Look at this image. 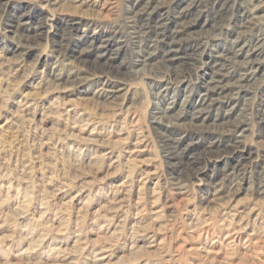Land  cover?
Listing matches in <instances>:
<instances>
[{"label":"rangeland","instance_id":"1","mask_svg":"<svg viewBox=\"0 0 264 264\" xmlns=\"http://www.w3.org/2000/svg\"><path fill=\"white\" fill-rule=\"evenodd\" d=\"M214 1L167 69L136 63L127 0H0V264H264V80L194 112L206 53L264 17Z\"/></svg>","mask_w":264,"mask_h":264},{"label":"bare ground","instance_id":"2","mask_svg":"<svg viewBox=\"0 0 264 264\" xmlns=\"http://www.w3.org/2000/svg\"><path fill=\"white\" fill-rule=\"evenodd\" d=\"M127 1L130 4L131 11L129 20L131 23L133 22L132 26L134 30L136 28V24H139L138 28L134 32L138 36L141 35V39L143 35L146 37L145 46H141V48L135 51L137 55L136 63L143 64L144 66H147L157 58H161V60H157V63L158 61L159 63L161 61L162 65L164 67H167V69L170 68L167 64L169 62L180 61V63H183L184 61H187L184 59H190V56H188L189 53L186 55L185 51L187 46H190L192 44L189 42H191L195 38L193 36V33L198 31V27H200L201 30L206 29L208 25L212 22L208 10L204 9L201 5V1L203 0H189L188 3L182 5H179L181 0ZM214 2L216 4L220 3V6L222 8L221 10H224L225 5H227V3L223 2L222 0H215ZM250 2V6H242L243 10H241V18L247 20L248 23H251L254 20H262L264 17V0H250ZM177 6L178 8L176 9L175 7ZM200 7L201 10H199ZM175 9L176 11L173 15L172 13ZM245 26L247 27L246 24ZM206 30L208 31V29ZM202 32L203 31H200V33ZM246 37L244 34L240 33L236 34V36L231 41L229 39L231 43H229L230 48L228 52L225 48H214L213 53H206V55L208 56V59L206 61V69L208 68V71L211 72V76L209 79L206 80L204 84V89L201 91L199 98L196 102V110L194 111L195 118H202L203 120H206L211 116L210 113L213 109H220L222 105L225 106L228 102L231 101L232 98H238L242 95L245 96L244 92L248 89H246L245 86L249 87L248 84H250L252 81L257 80V83L258 79H261L262 81L264 80V45L261 44L263 43L264 38L259 35L256 40L257 43L256 41L255 43H253L252 40L249 41ZM207 39L205 40L207 41ZM224 57H233V59L237 62L239 66V70L237 73L232 74L231 72L227 71L225 73H222L223 69L220 67V65ZM255 85L256 84L254 82V86ZM238 105L239 104H233L230 109L226 112V115H228L230 111L235 112V109ZM156 120L158 123L163 124L167 128H173L175 125H177V122L171 120L170 117L166 114H163L160 117L157 116ZM261 121L263 125L264 117H262ZM244 124L245 123L242 122L236 123L235 126L233 125L234 130H232V132H234L235 130L241 131L239 135L245 133L247 128ZM177 157L179 156L177 155Z\"/></svg>","mask_w":264,"mask_h":264}]
</instances>
